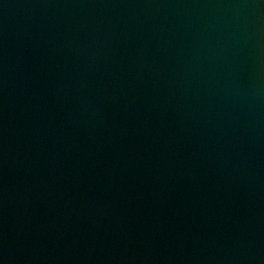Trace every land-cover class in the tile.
I'll return each mask as SVG.
<instances>
[{
	"label": "water",
	"instance_id": "obj_1",
	"mask_svg": "<svg viewBox=\"0 0 264 264\" xmlns=\"http://www.w3.org/2000/svg\"><path fill=\"white\" fill-rule=\"evenodd\" d=\"M0 264H264V0H0Z\"/></svg>",
	"mask_w": 264,
	"mask_h": 264
}]
</instances>
